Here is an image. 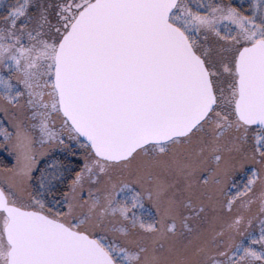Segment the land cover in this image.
<instances>
[{"label": "snow or ice", "instance_id": "6c2138e0", "mask_svg": "<svg viewBox=\"0 0 264 264\" xmlns=\"http://www.w3.org/2000/svg\"><path fill=\"white\" fill-rule=\"evenodd\" d=\"M0 113V264H264V0H16Z\"/></svg>", "mask_w": 264, "mask_h": 264}, {"label": "rangeland", "instance_id": "374dc122", "mask_svg": "<svg viewBox=\"0 0 264 264\" xmlns=\"http://www.w3.org/2000/svg\"><path fill=\"white\" fill-rule=\"evenodd\" d=\"M15 2H16V0H0V16L5 15L7 12L8 6L11 4H14ZM202 2L207 3L208 0H202ZM225 2H226V0H225ZM233 3L247 7L249 0H233ZM2 118H3V120L0 119V125L7 126L8 122H7V120L4 119L3 114H2ZM3 145H4V138L2 135H0V161H3V163L0 164V167H3L4 164L10 165L12 162V157L8 154L7 148L4 147ZM58 153L59 152H57L55 154V157L53 159L58 157ZM51 162L52 161H49V163H51ZM56 199H59V197L57 196ZM254 231L258 235V228L254 227Z\"/></svg>", "mask_w": 264, "mask_h": 264}, {"label": "trees", "instance_id": "16d2710c", "mask_svg": "<svg viewBox=\"0 0 264 264\" xmlns=\"http://www.w3.org/2000/svg\"><path fill=\"white\" fill-rule=\"evenodd\" d=\"M0 119H2L3 120V118H2V113H0ZM64 156V153H62V152H59L58 153V157L57 158H55L54 160H60V159H62L63 158V156Z\"/></svg>", "mask_w": 264, "mask_h": 264}]
</instances>
